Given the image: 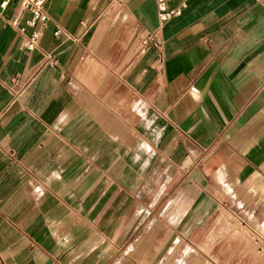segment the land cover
<instances>
[{
	"label": "crops",
	"instance_id": "crops-1",
	"mask_svg": "<svg viewBox=\"0 0 264 264\" xmlns=\"http://www.w3.org/2000/svg\"><path fill=\"white\" fill-rule=\"evenodd\" d=\"M22 1L0 0V264H157L264 229V0L165 22L47 0L36 27Z\"/></svg>",
	"mask_w": 264,
	"mask_h": 264
},
{
	"label": "rangeland",
	"instance_id": "rangeland-1",
	"mask_svg": "<svg viewBox=\"0 0 264 264\" xmlns=\"http://www.w3.org/2000/svg\"><path fill=\"white\" fill-rule=\"evenodd\" d=\"M243 230L245 238L241 243H234V231L227 229L230 234L226 233V243L206 245L204 253L200 244H179L176 253H168L157 264H264V241L260 236L264 229H254L253 234L249 229ZM250 237L253 242H249Z\"/></svg>",
	"mask_w": 264,
	"mask_h": 264
},
{
	"label": "built area",
	"instance_id": "built-area-1",
	"mask_svg": "<svg viewBox=\"0 0 264 264\" xmlns=\"http://www.w3.org/2000/svg\"><path fill=\"white\" fill-rule=\"evenodd\" d=\"M174 0H157V6L159 11V18L162 22L169 20L171 17L179 15L184 6V2L180 3L178 6L169 7V3ZM47 0H23L22 6L29 10L32 13V19L29 21V25L36 27L38 24L41 26H46L49 22V17L45 11V4ZM7 5V1L1 4L2 7ZM14 24L16 22L14 21ZM20 31L23 32L24 29L20 28ZM60 29L55 32V35L58 36L62 33ZM40 32L35 31L32 37L29 39V47H37L39 40Z\"/></svg>",
	"mask_w": 264,
	"mask_h": 264
}]
</instances>
